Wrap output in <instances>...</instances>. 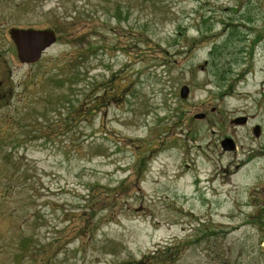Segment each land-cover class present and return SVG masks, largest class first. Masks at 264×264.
Instances as JSON below:
<instances>
[{"label":"rangeland","instance_id":"obj_1","mask_svg":"<svg viewBox=\"0 0 264 264\" xmlns=\"http://www.w3.org/2000/svg\"><path fill=\"white\" fill-rule=\"evenodd\" d=\"M0 80V264H264V0H0Z\"/></svg>","mask_w":264,"mask_h":264},{"label":"water","instance_id":"obj_2","mask_svg":"<svg viewBox=\"0 0 264 264\" xmlns=\"http://www.w3.org/2000/svg\"><path fill=\"white\" fill-rule=\"evenodd\" d=\"M11 35L17 46L18 57L22 62L32 63L37 61L44 50L54 44L57 40L56 34L52 30L43 29H13ZM190 87L182 85L180 88L181 97L185 98L189 95ZM205 114L200 113L196 117H204ZM247 121L246 116H238L233 119L235 124H244ZM254 134L259 136L261 133L260 125H256L253 129ZM225 150H233L235 148L234 141L227 137L221 142Z\"/></svg>","mask_w":264,"mask_h":264},{"label":"trees","instance_id":"obj_3","mask_svg":"<svg viewBox=\"0 0 264 264\" xmlns=\"http://www.w3.org/2000/svg\"><path fill=\"white\" fill-rule=\"evenodd\" d=\"M118 16H120V15H118ZM74 80V79H73ZM74 82V81H73ZM89 102V101H88ZM105 102L107 103V100H105ZM67 103H68V101H67ZM79 105H72L71 107H69V111H68V113H67V116H68V118H67V121L65 122L67 125H68V127H67V131H70V130H72L73 129V126L75 125L76 126V123H77V119H79V115H78V111H79V107H78ZM88 106H90V105H88ZM91 112L90 111H88L87 113H86V116L87 115H89ZM83 236H88L87 234H83ZM172 246V245H171ZM178 249H179V247L178 246H176L175 247V249H173L172 247H167L166 248V251L163 253L164 255L165 254H167V253H169L170 255L168 256V258H167V260L166 259H164V257L162 256V255H160V253L159 252H154V253H152V254H146V255H144L142 258H140V259H133V260H130V262L127 260V261H123L122 262V264H129V263H131V264H143V263H145V261H149V262H151V261H160V262H164V261H167V263L166 264H171V262L170 261H174V259H175V256L177 255V254H179V252H181V251H178Z\"/></svg>","mask_w":264,"mask_h":264},{"label":"flooded vegetation","instance_id":"obj_4","mask_svg":"<svg viewBox=\"0 0 264 264\" xmlns=\"http://www.w3.org/2000/svg\"><path fill=\"white\" fill-rule=\"evenodd\" d=\"M33 29H40V28H33ZM9 97L12 99V97H13V89L12 88H6L3 85V82L0 80V112L3 109V104L6 103V101L8 100Z\"/></svg>","mask_w":264,"mask_h":264}]
</instances>
